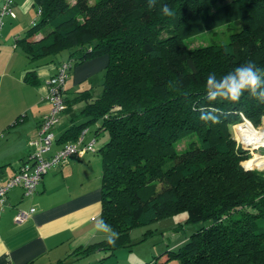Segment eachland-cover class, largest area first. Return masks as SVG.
Returning <instances> with one entry per match:
<instances>
[{"label":"trees","instance_id":"trees-1","mask_svg":"<svg viewBox=\"0 0 264 264\" xmlns=\"http://www.w3.org/2000/svg\"><path fill=\"white\" fill-rule=\"evenodd\" d=\"M223 1L157 0L150 9L147 0H33L38 19L17 39L29 59L66 51L71 70L89 58L107 57L100 93L91 97L84 89L72 100L86 101L89 121L100 120L95 137L107 134L96 149L100 219L119 235L114 243L107 237L77 252L131 246L133 226L185 211L187 223L200 225L154 255L155 264L160 258L264 264V171L243 170L246 151L229 129L243 117L260 125L264 103L247 92L235 103H210L205 95L209 73L219 78L249 61L264 68V0H230L203 14V25L231 15L240 20L226 42L209 46L204 59L181 42L185 22ZM164 5L174 15L164 16ZM214 57L224 65L208 70L204 61ZM201 110H217L219 123L202 122ZM83 126L70 127L65 139L77 138Z\"/></svg>","mask_w":264,"mask_h":264},{"label":"crops","instance_id":"crops-1","mask_svg":"<svg viewBox=\"0 0 264 264\" xmlns=\"http://www.w3.org/2000/svg\"><path fill=\"white\" fill-rule=\"evenodd\" d=\"M13 9L15 17L5 16L0 28L2 181L31 161L29 140L37 136L39 122L50 109L45 97L47 79L56 71L58 62L67 57L65 51L58 53L59 56L29 59L17 39L38 19V11L33 0H14ZM40 35L37 32L33 37ZM106 63L107 57L98 55L69 71L64 85V94L69 101L64 102L53 127L54 140L49 153L65 142L74 141L65 139L66 132L78 124H84L82 128H86L84 140L94 138L95 150L51 165L31 194H25L20 186L8 190L6 205L0 211V264H61L72 257L79 259L96 251L103 254L98 258V264H107L106 258L115 255L117 248L110 250L102 246L88 254L77 252L79 248L99 243L109 236L97 227L101 222V161L96 149L101 144L96 146L95 129L100 120L89 121L90 117L83 111L86 101L72 100L76 91L89 89L91 97L100 93ZM29 72L31 75L27 76ZM97 78L99 83H95ZM96 84H100L99 89ZM69 107L72 109L68 110ZM92 122L93 126L90 125ZM31 207L34 211L25 220L15 221L14 214L18 209ZM179 242L181 239L172 247ZM161 250L155 249V252Z\"/></svg>","mask_w":264,"mask_h":264},{"label":"rangeland","instance_id":"rangeland-1","mask_svg":"<svg viewBox=\"0 0 264 264\" xmlns=\"http://www.w3.org/2000/svg\"><path fill=\"white\" fill-rule=\"evenodd\" d=\"M229 1L230 0H224L223 2H215L211 6H204L197 11L198 14L194 19L184 23L185 26L181 35V42L186 49L196 50V52L200 53L201 58L204 59L205 55H207V50L209 49L210 45L226 42L229 33L240 27L239 18L232 15L228 20L222 19L218 23L210 25H203L201 24L202 22H200L203 14L206 13V16L211 15L210 13H212L214 9H216L222 3ZM63 52L65 51L60 53L63 54ZM59 54L56 55L59 56ZM211 60L214 61V63H211ZM210 61H204V64L209 66L208 70H215L221 65H224L223 62L218 61L215 57L210 59ZM95 83H99L98 78L95 80ZM96 85L99 89L100 84ZM70 109H72V107H69L68 110ZM246 122L256 130L264 129V117H262L261 123L258 126L252 124V122L245 117L241 118L239 122L229 125L230 134L234 138L236 145L241 146V148L246 151V156L240 161V166L243 168V170L264 171V164H259L260 160L264 161V143H262L260 140L258 142L253 137L252 138L254 140L249 142V136H251V134H249V131L246 129ZM90 125L93 126L94 122L90 123ZM240 129L242 134L240 133ZM106 138L108 137L105 132L98 133L96 146L98 144H103ZM181 145L182 143L179 144V146ZM255 156H259V158H255L254 162L251 161L250 159ZM185 220V211H180L178 213H172L159 217L148 224H138L133 226L129 231V236L132 241L131 246H122L117 248L115 255L106 258V263L155 264L152 260V255L155 253L159 254V252H155V249L156 251L157 249L160 251L166 247L171 248L173 244H175L180 239L182 241L186 235H188L191 231H193V229L200 225L199 222L187 223ZM147 229H151V232L144 234L148 231ZM177 238H179V240H175ZM101 255L103 254L96 251L91 255H87L79 259L72 257L61 264H98V258ZM160 260L161 258L158 259L159 263L157 264H178V259L176 258H171L165 262H160Z\"/></svg>","mask_w":264,"mask_h":264},{"label":"built area","instance_id":"built-area-1","mask_svg":"<svg viewBox=\"0 0 264 264\" xmlns=\"http://www.w3.org/2000/svg\"><path fill=\"white\" fill-rule=\"evenodd\" d=\"M13 0H2L0 5V28L5 16L15 17ZM71 61L62 60L56 71L47 79L48 89L45 97L50 103V109L39 122L37 136L29 140L32 149L30 162H26L4 181L0 177V211L6 205V194L13 186H20L25 194H31L36 190L43 174L56 162H65L72 156L80 157L85 152L94 151L92 140H84L86 128H82L74 141L63 143L57 149L49 153L54 140L53 127L58 122V113L63 108V85L68 76ZM34 208L18 209L14 214L15 221L25 220Z\"/></svg>","mask_w":264,"mask_h":264},{"label":"clouds","instance_id":"clouds-1","mask_svg":"<svg viewBox=\"0 0 264 264\" xmlns=\"http://www.w3.org/2000/svg\"><path fill=\"white\" fill-rule=\"evenodd\" d=\"M148 7L154 8L157 0H147ZM164 16L174 15L172 9L167 5L162 6ZM247 92L251 98L264 103V68L257 66L249 61L245 64L235 67L232 71L217 78L216 73H209L206 80V98L210 103L238 102L241 96ZM199 119L204 123H219V112L217 110H201ZM98 229L109 233L108 242L114 243L118 238V233L101 221L97 225Z\"/></svg>","mask_w":264,"mask_h":264},{"label":"bare ground","instance_id":"bare-ground-1","mask_svg":"<svg viewBox=\"0 0 264 264\" xmlns=\"http://www.w3.org/2000/svg\"><path fill=\"white\" fill-rule=\"evenodd\" d=\"M246 129L249 131V134H251V136H249L250 137L249 142L256 139L258 142L260 140V141H262V143H264V129L256 130L253 127H251L247 122H246ZM259 164L260 165L264 164V161H262V162L260 161Z\"/></svg>","mask_w":264,"mask_h":264}]
</instances>
